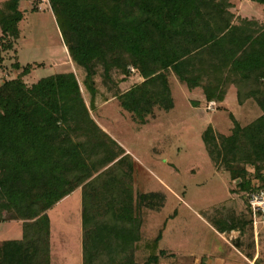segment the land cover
I'll return each mask as SVG.
<instances>
[{
    "label": "trees",
    "instance_id": "1",
    "mask_svg": "<svg viewBox=\"0 0 264 264\" xmlns=\"http://www.w3.org/2000/svg\"><path fill=\"white\" fill-rule=\"evenodd\" d=\"M26 1L32 0L0 4L3 51L14 50L21 38V3ZM251 1L264 6V0ZM49 2L72 61L86 73L83 86L91 98L90 109L74 73L55 74L28 87L24 78L34 65L22 67L17 62L14 66L22 73L0 83V169L5 155L16 154L13 170L4 169L0 174V222H7L3 214L10 215L8 220L25 222L22 240L0 241V264H50L47 212L91 176L85 171L84 153L90 160L97 158L95 171L124 156L109 170L121 174L108 176L111 172H107L99 179L106 180L105 187L112 194L106 207L100 205L101 198H107L102 189L90 193L94 187L90 184L84 191V264H140L135 254L142 228L138 208L158 212L166 199L150 193L140 196L138 207L134 204L125 180L131 179L132 168L126 172L122 168L131 157L97 125L90 112L100 95L95 79L99 67L103 80L116 89L113 94L121 108L143 125L156 108L174 109L170 71L189 89L201 88L207 102L222 104L234 85L241 102L253 99L264 112V25L250 20L234 24L228 0ZM32 11L39 9L33 4ZM3 60L0 55V65ZM129 65L136 69L134 73ZM139 76L142 83L124 90L123 85ZM107 91L112 93L111 88ZM231 118L235 126L230 136H217L212 126L205 130L206 150L242 192L262 190L264 115L247 127L233 115ZM29 153H40L38 160L28 159ZM236 164L255 172L237 170ZM253 175L263 186L253 185ZM103 212L105 219L97 220ZM212 221L220 234L238 228L234 219ZM162 239L160 233L156 245ZM162 256H166L164 250L145 264H157ZM247 257L254 255L247 253Z\"/></svg>",
    "mask_w": 264,
    "mask_h": 264
},
{
    "label": "rangeland",
    "instance_id": "2",
    "mask_svg": "<svg viewBox=\"0 0 264 264\" xmlns=\"http://www.w3.org/2000/svg\"><path fill=\"white\" fill-rule=\"evenodd\" d=\"M7 1L0 0V4ZM228 1L232 5L234 24L250 20L264 25V6L251 0ZM33 4L39 12L32 11ZM21 10L24 19L19 25L21 38L15 49L3 51L0 40V55L4 59L0 65V83L15 79L22 73L14 66L17 62L22 67L34 65L24 78L28 87L55 74L74 73L90 109L91 98L83 86L86 73L72 61L49 0L22 2ZM102 70L100 66L95 78L100 95L95 110L90 112L97 125L107 131V135L120 147L122 144L125 155L131 157L125 160L122 168L124 172L132 168L131 179L125 177V180L132 190L134 204L138 207L140 196L150 193H158L166 199L158 212L146 207L138 208L137 216L142 221V228L141 240L136 244V261L145 264L151 256L164 250L166 256H162L157 264H247V253H259L264 262V221L258 219L254 224L247 204V192H242L231 175L212 162L202 137L210 126L217 136H230L235 126L231 115L242 127L251 125L264 115L257 102L253 99L241 102L233 85L227 92L226 104H223L225 101L222 104L215 102L216 108L209 110L211 102H207L204 91L201 88L189 89L170 71L168 80L174 109L166 112L156 108L154 115L143 125L121 108L120 101L113 94L116 89L103 80ZM129 70L133 72L132 65H129ZM143 81L139 76L123 88L128 90ZM107 88H111L112 93H108ZM200 93L203 97H198ZM114 149L119 151L116 147ZM39 154L29 153L27 157L38 160ZM15 159V153L5 155L0 174L4 169L11 172ZM84 160L87 165L85 171L92 173L91 176L47 212L50 219V264H84V191L90 184H94L90 193L96 188L102 189L107 196L101 198L102 203L100 200L104 208L112 194H108L106 180H99L100 177L107 172H111L108 176L122 173L113 168L109 171L118 160L96 171L93 163L97 158L90 160L84 153ZM235 168L248 169L251 174L255 172L254 168L243 164H236ZM251 180L255 186H263L258 176L253 175ZM3 215L7 222H0V240L20 238L25 222L8 220L10 215ZM104 215L106 212L97 216V220L105 219ZM213 218L234 219L238 228L221 237L212 225ZM160 233L163 239L156 245Z\"/></svg>",
    "mask_w": 264,
    "mask_h": 264
},
{
    "label": "built area",
    "instance_id": "3",
    "mask_svg": "<svg viewBox=\"0 0 264 264\" xmlns=\"http://www.w3.org/2000/svg\"><path fill=\"white\" fill-rule=\"evenodd\" d=\"M208 108L213 110L216 108V103L211 102ZM247 200L254 224L257 223L258 219L264 221V189L252 191L248 194Z\"/></svg>",
    "mask_w": 264,
    "mask_h": 264
},
{
    "label": "crops",
    "instance_id": "4",
    "mask_svg": "<svg viewBox=\"0 0 264 264\" xmlns=\"http://www.w3.org/2000/svg\"><path fill=\"white\" fill-rule=\"evenodd\" d=\"M198 97H203L202 94L200 93V96ZM228 100V99H227ZM197 102V101H195ZM199 102V101H198ZM227 101H225L223 104H226ZM106 133H108L107 131H105ZM109 134V133H108ZM121 146L123 147V145L121 144ZM126 150V149H125ZM127 151V150H126ZM128 154H131L130 151H127ZM59 205H62V203H60ZM222 237V234H219ZM23 238V230H22V236L18 239H7V240H0V241H18V240H22ZM243 255V254H242ZM210 264H212V262H210ZM224 264H228L227 262H224ZM247 264H264V262L260 259V254L257 253L254 255V258L250 259L247 257Z\"/></svg>",
    "mask_w": 264,
    "mask_h": 264
}]
</instances>
